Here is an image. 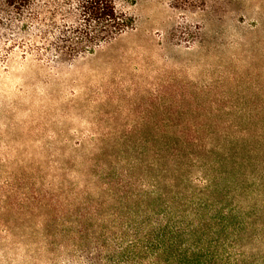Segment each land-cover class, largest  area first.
Returning a JSON list of instances; mask_svg holds the SVG:
<instances>
[{
  "label": "rangeland",
  "instance_id": "1",
  "mask_svg": "<svg viewBox=\"0 0 264 264\" xmlns=\"http://www.w3.org/2000/svg\"><path fill=\"white\" fill-rule=\"evenodd\" d=\"M116 5L135 27L95 55L54 68L16 50L0 66V192L15 201L0 208V264H85L66 200L80 143L256 133L264 0Z\"/></svg>",
  "mask_w": 264,
  "mask_h": 264
},
{
  "label": "trees",
  "instance_id": "2",
  "mask_svg": "<svg viewBox=\"0 0 264 264\" xmlns=\"http://www.w3.org/2000/svg\"><path fill=\"white\" fill-rule=\"evenodd\" d=\"M135 22L116 0H0V66L16 50L48 67L73 63ZM254 113L256 133L244 136L80 143L66 200L78 251L92 248L85 264H264V108ZM11 197L0 192L4 211Z\"/></svg>",
  "mask_w": 264,
  "mask_h": 264
}]
</instances>
